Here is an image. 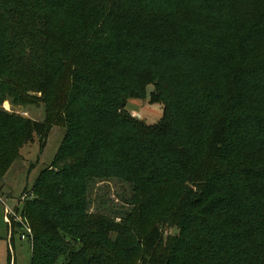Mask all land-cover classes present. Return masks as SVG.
<instances>
[{"label": "trees", "instance_id": "16d2710c", "mask_svg": "<svg viewBox=\"0 0 264 264\" xmlns=\"http://www.w3.org/2000/svg\"><path fill=\"white\" fill-rule=\"evenodd\" d=\"M150 85L154 123L127 108ZM55 125L18 210L30 264H264V0H0V183ZM112 178L133 208L91 211Z\"/></svg>", "mask_w": 264, "mask_h": 264}, {"label": "rangeland", "instance_id": "374dc122", "mask_svg": "<svg viewBox=\"0 0 264 264\" xmlns=\"http://www.w3.org/2000/svg\"><path fill=\"white\" fill-rule=\"evenodd\" d=\"M153 89L154 86L150 85L146 98H131L127 106L133 117L147 123L157 122L163 115L162 104L150 103L149 92ZM3 107L35 120L43 121L45 119L44 104L41 102L22 106L14 105L10 100H7ZM64 136L65 128L63 126H53L44 148L41 149V137L35 135L34 141L21 149L20 157L14 161L0 183V264H9L10 250L13 264L31 263L32 236L29 235L23 239L22 235L25 231L17 230L12 240L11 226L8 224L6 216L16 221L21 220L20 211H22L23 202L31 196L32 187L41 171L53 163ZM132 196V184L117 178L93 180L89 188L91 211L98 210L110 216L121 215V212L131 210L134 206ZM9 210L12 212L10 215L7 213ZM120 219L119 216L116 217L117 221ZM163 230L165 242L168 237L179 233V228L173 226H165Z\"/></svg>", "mask_w": 264, "mask_h": 264}, {"label": "built area", "instance_id": "2783aa9c", "mask_svg": "<svg viewBox=\"0 0 264 264\" xmlns=\"http://www.w3.org/2000/svg\"><path fill=\"white\" fill-rule=\"evenodd\" d=\"M7 213L10 215V214H12V212L9 210V211H7ZM22 217V216H21ZM6 219L8 220V222L10 223L11 222V219L8 217V216H6ZM20 222H23L24 224H25V233L22 235V238L23 239H25V238H27V236H29V235H32V229H31V227L28 225V224H26L24 221H23V219L21 218V220H19Z\"/></svg>", "mask_w": 264, "mask_h": 264}]
</instances>
